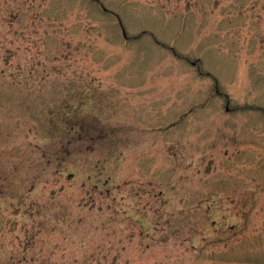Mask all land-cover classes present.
I'll list each match as a JSON object with an SVG mask.
<instances>
[{
  "label": "rangeland",
  "instance_id": "obj_1",
  "mask_svg": "<svg viewBox=\"0 0 264 264\" xmlns=\"http://www.w3.org/2000/svg\"><path fill=\"white\" fill-rule=\"evenodd\" d=\"M0 264H264V0H0Z\"/></svg>",
  "mask_w": 264,
  "mask_h": 264
}]
</instances>
